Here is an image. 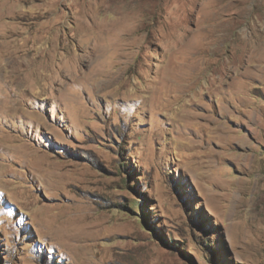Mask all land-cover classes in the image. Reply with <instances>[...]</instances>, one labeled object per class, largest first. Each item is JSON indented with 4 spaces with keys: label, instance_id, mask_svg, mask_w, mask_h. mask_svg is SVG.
Returning <instances> with one entry per match:
<instances>
[{
    "label": "rangeland",
    "instance_id": "374dc122",
    "mask_svg": "<svg viewBox=\"0 0 264 264\" xmlns=\"http://www.w3.org/2000/svg\"><path fill=\"white\" fill-rule=\"evenodd\" d=\"M263 197L264 0H0V264H264Z\"/></svg>",
    "mask_w": 264,
    "mask_h": 264
},
{
    "label": "bare ground",
    "instance_id": "6f19581e",
    "mask_svg": "<svg viewBox=\"0 0 264 264\" xmlns=\"http://www.w3.org/2000/svg\"><path fill=\"white\" fill-rule=\"evenodd\" d=\"M88 35H89V34H88ZM191 73H192V72H191ZM182 75H183V74H182ZM192 75H193V74H192ZM210 76H211V75H210ZM184 78H185V77H184ZM176 80H179V79L176 78ZM184 80H186V79H184ZM177 89H178V88H177ZM183 90H184V89H183ZM181 91H182V90H181ZM175 95H176V94H175ZM179 95H180V94H179ZM176 98H177V97H176ZM179 98H180V97H179ZM177 99H178V98H177ZM188 99H189V98H188ZM166 100H167V99H166ZM173 100H175V99H173ZM168 101H169V100H168ZM179 101H180V100H179ZM179 101H178V102H179ZM169 103H170V102H169ZM185 105H186V104H185ZM261 197H262V195H261ZM263 198H264V197H263ZM260 201H261V199H260ZM263 210H264V209H263ZM235 214H236V213H235ZM242 220H243V219H242Z\"/></svg>",
    "mask_w": 264,
    "mask_h": 264
}]
</instances>
